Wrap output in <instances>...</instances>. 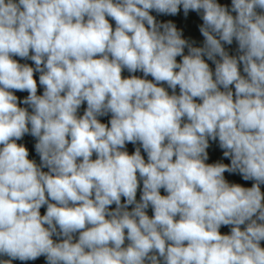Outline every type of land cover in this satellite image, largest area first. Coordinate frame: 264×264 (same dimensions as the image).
Here are the masks:
<instances>
[{
    "label": "clouds",
    "instance_id": "9594fccd",
    "mask_svg": "<svg viewBox=\"0 0 264 264\" xmlns=\"http://www.w3.org/2000/svg\"><path fill=\"white\" fill-rule=\"evenodd\" d=\"M261 185L264 0H0V264H264Z\"/></svg>",
    "mask_w": 264,
    "mask_h": 264
},
{
    "label": "rangeland",
    "instance_id": "374dc122",
    "mask_svg": "<svg viewBox=\"0 0 264 264\" xmlns=\"http://www.w3.org/2000/svg\"><path fill=\"white\" fill-rule=\"evenodd\" d=\"M221 4H229L231 3V0H219ZM158 22H168L171 21L174 23L178 30H181L183 32L184 38L188 39L190 42H194V46L201 47L203 46L204 38L199 32V25L202 24V20L200 19L199 15L193 12H189L188 16L185 17L183 10L181 8L180 12L176 16H167V15H160L155 12L152 13ZM114 25V22H112ZM237 47L238 45L234 41L232 45H225L226 50L229 51L230 55H237ZM185 54H187V49H185ZM180 57L177 58L178 62L180 61ZM206 59V58H205ZM210 65V67L214 70V64H212L211 61H207ZM123 75L125 77L129 76L130 73H128L126 70L123 72ZM86 107V105L84 106ZM107 118L109 117H102V122H107ZM133 145L129 144L127 145V150L129 153H132ZM6 258V257H4ZM12 264H41L39 260L34 261H27L22 262L19 260H14Z\"/></svg>",
    "mask_w": 264,
    "mask_h": 264
},
{
    "label": "trees",
    "instance_id": "16d2710c",
    "mask_svg": "<svg viewBox=\"0 0 264 264\" xmlns=\"http://www.w3.org/2000/svg\"><path fill=\"white\" fill-rule=\"evenodd\" d=\"M16 59H19V58H16ZM21 63H28V64H32L31 61H23L21 60L20 61ZM136 75H139V76H142L143 74L142 73H136ZM37 77H38V74H37ZM149 79H151V77H148ZM42 92V89L40 90ZM171 91V90H169ZM178 89H177V93H178ZM18 95V97H20L21 99H23L27 93H16ZM83 110H84V106L81 108L80 110V114L83 113ZM109 119V118H107ZM19 143H22L24 144L28 150H29V158L30 159H34L38 164L40 162L39 160V156L36 154L35 152V143H36V140L31 137L30 135H26L23 140L19 141ZM132 152L134 151V146H132L131 148ZM143 155H145V158L146 157V154L142 152ZM209 163H215V162H223V163H230V160L228 158H225L223 157V150L219 148V145H218V141L217 142H212L210 141V148H209ZM95 158V157H94ZM44 171H47V169H43ZM225 178L226 180H228L230 183H239L241 184L242 186H245V187H251L253 181H245L243 180L242 176L238 173H225ZM261 190L262 192H264V185H261ZM161 194H166L164 193L163 190H161ZM139 196H140V193L138 191L137 193V199L139 200ZM113 208L115 207V205L112 206ZM46 211V206L45 207H42L41 208V214H44V212ZM148 214L149 215H152V210L151 208L148 209ZM243 227V226H242ZM221 232L224 233V234H227L230 232V227H222L221 228ZM262 247H264V242H262L261 244ZM37 260H39V262L41 264H45V258L42 256L40 258H38Z\"/></svg>",
    "mask_w": 264,
    "mask_h": 264
}]
</instances>
